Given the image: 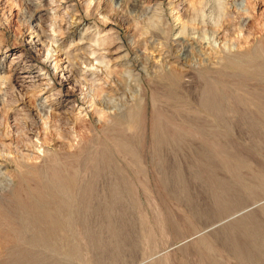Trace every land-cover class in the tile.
<instances>
[{"label": "rangeland", "instance_id": "1", "mask_svg": "<svg viewBox=\"0 0 264 264\" xmlns=\"http://www.w3.org/2000/svg\"><path fill=\"white\" fill-rule=\"evenodd\" d=\"M0 264H264V0H0Z\"/></svg>", "mask_w": 264, "mask_h": 264}, {"label": "bare ground", "instance_id": "2", "mask_svg": "<svg viewBox=\"0 0 264 264\" xmlns=\"http://www.w3.org/2000/svg\"><path fill=\"white\" fill-rule=\"evenodd\" d=\"M209 7H210L209 4H207L206 6H203L201 8L197 7L196 8V12H197L196 15L197 16L203 15L206 12V10H208ZM194 17H195V15H194ZM223 19L229 20V14L221 12L215 22L212 23L210 21L212 24H215V26L217 25V27H218L217 32L213 33L214 35H213L212 40L210 38L206 39V37H203L200 34H196L194 31H192L189 27H186L185 25H180V26H177L175 28V42H176L177 46H185L186 51H188V53H186V51L183 50V52L181 53L182 48L180 47L181 50H179L180 53H178V54L180 57L183 58L182 63L187 64L189 62V60H188L189 52L194 54L193 52L197 49L200 51L211 50V51H216V52L219 50V48H220L219 40L223 37V35H221V36H219V35L223 34L227 31V30H225L226 26L222 22ZM193 22H194V18H191L189 20V23H193ZM230 26H231V24L229 23L228 27L231 28ZM222 28H223V30H222ZM211 34H212V32H211ZM217 45H218V47H217ZM153 50L154 51H152V54L146 55V57H145L146 58V60H145L146 66L144 68H142V72L146 76H154V75L159 74L161 71L170 70L168 60L166 58H164L163 55L160 53H157V55H154V53L157 51V49H153ZM194 57L196 58L194 60V64H198L200 66H203L204 64L209 63L208 59H200V57H198L197 55ZM60 68H61V75H62V76H60L61 80L66 85V87L69 88L68 93H70L71 90L72 91L75 90V88L78 86L77 85L78 81L76 82L75 78H73L74 77L72 75L73 70L70 69L69 65L60 66ZM108 100H107V97H104L103 101H101L100 104L103 105L104 107H107V105L109 104L107 102ZM43 109L44 108H41V110H42V114H40L41 118L48 120L55 115V113H53V110L48 111V110H43ZM15 120H16L15 125L20 123L19 120H17V119H15ZM71 124L72 123H70V122L67 123L68 129H70L72 127ZM33 125H34V123L25 124V129L23 132V137L26 140V144L29 146H31V145L34 146L33 137L37 135V132L34 131V129H33L34 127L33 128L31 127ZM29 126H30V128H29ZM8 128H9V126H8ZM34 147L39 148V145L36 143ZM21 152H24V151L21 150Z\"/></svg>", "mask_w": 264, "mask_h": 264}]
</instances>
